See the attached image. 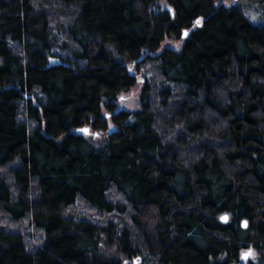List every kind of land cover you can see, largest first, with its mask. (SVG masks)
<instances>
[{"label":"trees","instance_id":"1","mask_svg":"<svg viewBox=\"0 0 264 264\" xmlns=\"http://www.w3.org/2000/svg\"><path fill=\"white\" fill-rule=\"evenodd\" d=\"M247 2L0 0V264H264Z\"/></svg>","mask_w":264,"mask_h":264},{"label":"rangeland","instance_id":"2","mask_svg":"<svg viewBox=\"0 0 264 264\" xmlns=\"http://www.w3.org/2000/svg\"><path fill=\"white\" fill-rule=\"evenodd\" d=\"M224 5L230 6L233 2L224 1ZM244 15L254 25L264 26V16L262 8L250 2L242 5ZM183 46V39L166 38L160 45L156 53H161L165 49H172L174 51L181 50ZM140 94L141 86L132 88L129 92H123L119 95L117 106L119 110L135 111L140 108Z\"/></svg>","mask_w":264,"mask_h":264},{"label":"water","instance_id":"3","mask_svg":"<svg viewBox=\"0 0 264 264\" xmlns=\"http://www.w3.org/2000/svg\"><path fill=\"white\" fill-rule=\"evenodd\" d=\"M186 37H187V33L185 32V33L183 34V38H186ZM83 131L88 132V128H86V129H79V130H77V133H78V134H81ZM224 217H226L227 219H226V220L223 219ZM220 220H221V222H222L223 224H227L228 221H229V215H228V214H223V215L221 216ZM247 225H248V221H247V220H244V221L242 222V227H243V229H246V228H247ZM243 260L246 261V257H243Z\"/></svg>","mask_w":264,"mask_h":264},{"label":"snow or ice","instance_id":"4","mask_svg":"<svg viewBox=\"0 0 264 264\" xmlns=\"http://www.w3.org/2000/svg\"><path fill=\"white\" fill-rule=\"evenodd\" d=\"M198 23H199V22H198ZM223 219H225V220H226L227 218H226V217H224Z\"/></svg>","mask_w":264,"mask_h":264}]
</instances>
